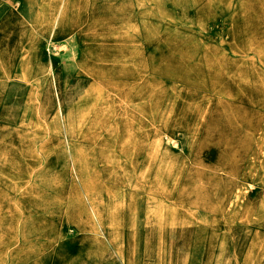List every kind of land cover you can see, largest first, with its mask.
Here are the masks:
<instances>
[{
	"label": "rangeland",
	"instance_id": "1",
	"mask_svg": "<svg viewBox=\"0 0 264 264\" xmlns=\"http://www.w3.org/2000/svg\"><path fill=\"white\" fill-rule=\"evenodd\" d=\"M0 264H264V0H0Z\"/></svg>",
	"mask_w": 264,
	"mask_h": 264
},
{
	"label": "crops",
	"instance_id": "2",
	"mask_svg": "<svg viewBox=\"0 0 264 264\" xmlns=\"http://www.w3.org/2000/svg\"><path fill=\"white\" fill-rule=\"evenodd\" d=\"M64 33V28H60V35Z\"/></svg>",
	"mask_w": 264,
	"mask_h": 264
}]
</instances>
